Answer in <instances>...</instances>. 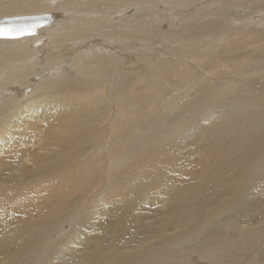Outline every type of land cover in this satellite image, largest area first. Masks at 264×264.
Listing matches in <instances>:
<instances>
[{
	"label": "bare ground",
	"instance_id": "obj_1",
	"mask_svg": "<svg viewBox=\"0 0 264 264\" xmlns=\"http://www.w3.org/2000/svg\"><path fill=\"white\" fill-rule=\"evenodd\" d=\"M22 1L51 20L0 35V264H264V0Z\"/></svg>",
	"mask_w": 264,
	"mask_h": 264
},
{
	"label": "rangeland",
	"instance_id": "obj_2",
	"mask_svg": "<svg viewBox=\"0 0 264 264\" xmlns=\"http://www.w3.org/2000/svg\"><path fill=\"white\" fill-rule=\"evenodd\" d=\"M25 1H27V0H25ZM58 1H60V0H58ZM62 1V0H61ZM250 1V0H249ZM20 2H23L22 0H17V4H19ZM24 3V2H23ZM22 3V4H23ZM8 6H9V4H8ZM133 7H135V8H137V6L136 5H134ZM15 9H12V10H16V11H18V10H21L20 8H22V7H20V6H17V9H16V7H14ZM222 8V6L220 7V9ZM22 9H24V8H22ZM219 9V10H220ZM1 11V10H0ZM183 13H185V15H187L188 13H191L190 11H184ZM178 13H176L175 14V16L173 17V19L174 18H176L177 17V19H178ZM213 15V14H212ZM211 15V16H212ZM251 15V14H250ZM253 15V14H252ZM174 24V23H173ZM172 24V25H173ZM175 26H177V25H175ZM162 27H164V28H162ZM161 27V31H163V32H166V29L168 30V29H170L171 28V26H170V28H168L169 26H166V25H164V26H162ZM165 30V31H164ZM162 47L165 49L166 47H164L163 45H162ZM162 47H160L159 48V50H162L163 48ZM246 100H249V99H246ZM245 99L244 100H242V101H246ZM234 105V104H233ZM232 107V106H231ZM36 129H38V128H36ZM243 132V129L242 128H238L237 129V134H241ZM227 135V134H226ZM254 136H256V135H254ZM243 142V141H242ZM241 142V143H242ZM153 145H155V144H152V146H151V148H154L155 146H153ZM211 151H213V150H211ZM54 157H55V155H53V159H54ZM203 157V158H202ZM201 158L200 157H198L197 159H195V158H193V157H190L189 158V160L190 161H192V160H198L199 158H200V165L199 166H203L202 164H204L205 162V157L204 156H202ZM137 159L138 158H141V155H139V156H137L136 157ZM81 159V158H80ZM80 159H79V161H77V159H76V161L77 162H79V163H81V161H80ZM86 159V158H85ZM65 161H66V159H65ZM72 161V160H71ZM71 161L70 162H68L67 164H66V166H67V169H70L71 167ZM82 161H89L88 159L87 160H82ZM155 161V160H154ZM153 162V161H152ZM201 162H203V163H201ZM162 164H158V165H156V167H152L153 169L151 170L152 172V174L151 175H153L154 177H153V180H155V187H163V186H160L159 184H161V182H166L167 180H168V177H170L171 175H172V173L173 174H175V173H177L178 171L176 170V166H174V161L173 162H167L166 164H164L163 162H161ZM182 163V161L180 160V164ZM14 163H12V165H13ZM11 168H12V166H11ZM159 168V169H158ZM171 168H172V170H171ZM180 168V167H179ZM199 168V167H198ZM65 169H66V167H65ZM200 169V168H199ZM159 171V172H158ZM176 171V172H175ZM180 172V171H179ZM49 174L50 175H48V176H46L44 179H43V182H45V183H47L48 182V180H50V182L49 183H57V182H60V179H57L56 178V176H58L59 174H60V171H54V172H52V171H50L49 172ZM94 174V173H93ZM47 175V174H46ZM75 175H78V174H75ZM73 176V177H76V176ZM99 176H100V171L99 170H96L95 171V174L94 175H92L91 176V178H85L82 182H80L83 186H82V188H85V187H89V185H91L92 187H94V181H96L98 178H99ZM161 177V178H160ZM81 177H79L78 179H77V181L80 179ZM159 178H160V180H159ZM167 178V179H166ZM92 183V184H91ZM159 185V186H158ZM51 187H49L48 188V191H49V189H50ZM164 188V187H163ZM53 189H56L57 190V192H59L58 191V189H57V186H53ZM66 189H69V187L68 188H65L64 189V191L66 190ZM87 189V188H86ZM6 191V190H5ZM163 191V193H164V195H166V191L167 190H162ZM258 192V191H257ZM257 192H254L253 193V195H255V193H257ZM151 195V194H150ZM70 199V198H69ZM79 198L77 197V199L76 200H78ZM154 199V198H153ZM75 200V201H76ZM99 202H101V201H99ZM21 204H23V203H21ZM79 204V203H78ZM29 206H30V203H29ZM80 207H82V204H81V206ZM154 212L152 211L151 212V214H153ZM153 219V218H152ZM150 220V219H149ZM202 238V237H201ZM196 240H197V242H196ZM196 240H194L195 242L193 243V242H191V245L192 246H197L198 244H199V242H200V238L198 237ZM263 242H264V240H263ZM186 245H187V243H186ZM190 245V244H189ZM185 246V245H184ZM259 246V245H258ZM258 248V247H257ZM197 254H199V253H197ZM248 260V259H247ZM246 260V261H247Z\"/></svg>",
	"mask_w": 264,
	"mask_h": 264
},
{
	"label": "water",
	"instance_id": "obj_3",
	"mask_svg": "<svg viewBox=\"0 0 264 264\" xmlns=\"http://www.w3.org/2000/svg\"><path fill=\"white\" fill-rule=\"evenodd\" d=\"M51 20L49 14L24 15L15 17L0 18V35L11 37L30 35L39 26Z\"/></svg>",
	"mask_w": 264,
	"mask_h": 264
}]
</instances>
